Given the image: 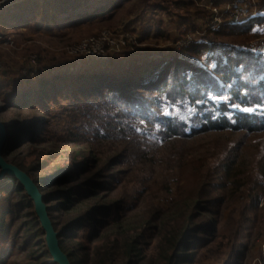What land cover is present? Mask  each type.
Returning <instances> with one entry per match:
<instances>
[{
  "label": "rangeland",
  "instance_id": "obj_1",
  "mask_svg": "<svg viewBox=\"0 0 264 264\" xmlns=\"http://www.w3.org/2000/svg\"><path fill=\"white\" fill-rule=\"evenodd\" d=\"M27 1L0 0V121L7 129L2 146L4 160L18 168L35 169L34 177L42 178L64 172L70 153L74 155L69 167L87 161L75 180L62 190L94 174L96 181H102L107 177L106 168L116 165L107 177L110 188L104 195L102 190L97 192L107 198L90 202L89 207L99 201L105 208L112 205L109 217H117L120 228H109L103 239L120 232L142 236V264H163L172 253L169 241H178L187 226L207 222L215 235L202 233L193 241L195 264H225L237 246L246 247L242 264H264V132L197 128L189 138L163 140L161 123L127 122L121 113L102 112L94 105L77 108L74 94L63 88L53 97L54 102L47 99L50 106L45 119L39 108L17 107L23 88L57 74L73 75L108 65L125 70L173 55L198 62L210 56L214 67L212 53L220 51H212L214 47L237 48L245 56H264V0H83L76 13H89L117 1L122 6L94 20L68 22L62 17L46 25L28 10L32 3ZM253 19L257 23L246 32H224L228 23L248 24ZM105 36L113 44L111 48L106 43L104 58L73 52L83 40ZM205 44L213 48L208 54L196 53L200 52L196 49L189 52ZM30 93H23L25 101L35 98ZM260 109L264 110V105L246 111ZM157 111L189 122L191 127L198 124L192 119L198 108L184 100H166ZM41 119L46 122L41 121L39 127ZM33 122V127L26 129ZM21 130L26 137L17 136ZM35 132L40 133L33 136ZM138 134L140 143L130 141ZM45 139L50 142L41 144ZM62 143L71 147L62 149L63 157L40 172V162L46 158L41 149ZM100 159L103 162L97 166ZM226 165L230 169L224 175L221 169ZM19 185L12 175L0 179V264H35L28 258L31 246L41 244V249L33 248L40 253L47 247L34 203L24 197L26 191L23 188L21 192ZM47 189L40 187L43 193ZM254 196L258 199L256 207L250 206ZM17 205L18 209L11 212ZM246 219L255 221L254 226H243ZM240 225L245 236L236 234ZM90 231L83 228L75 241L84 242L85 233ZM235 261L234 257L231 263Z\"/></svg>",
  "mask_w": 264,
  "mask_h": 264
},
{
  "label": "trees",
  "instance_id": "obj_2",
  "mask_svg": "<svg viewBox=\"0 0 264 264\" xmlns=\"http://www.w3.org/2000/svg\"><path fill=\"white\" fill-rule=\"evenodd\" d=\"M82 1L44 0L42 3H37L29 0L27 2L28 4L32 3V8L29 7L28 10H32L31 13H34L36 20H41L43 25L49 23L50 20L53 21L62 17L67 18L66 21L68 22L94 20L105 15L109 16L115 9L122 6L121 1H117L110 6L106 4L101 8H94L89 13H76L82 8ZM68 13L73 16H68ZM29 22L30 20L26 24ZM256 23L257 20L255 19L248 24L228 23L225 26L227 30L224 32L239 30L243 33ZM198 47L190 48L189 52L194 53L196 49L200 51L196 53L208 54L213 49L207 44L198 45ZM214 49L212 51L218 52L220 50L219 53H212L215 56L214 67H211L213 58L210 56L206 61L198 62L188 59L182 60L173 55L162 61L138 63L125 70L121 68L114 69V67L108 65L102 68L94 67L90 72H80L73 75L70 73L57 74V77L53 76L51 79L40 78L36 84L31 83L29 87L23 88L24 91L18 98L21 102L17 107L26 110L39 108V114L43 113L42 119H45V114L50 106L47 105V99L54 102L53 97L59 95L58 92L63 88V90L70 91V94H74L75 98L73 100L78 101L77 108L83 105H94L102 112L107 109L106 113H109L110 110L111 113H121V117L128 118L127 122L161 123L164 130L161 133V139L163 140H169L172 137L189 138L191 137L190 134L196 132L194 130L197 128L219 132L246 131L250 134L264 132V110L246 111L264 105V56L255 54L245 56L243 55L244 51L232 47H214ZM170 65L171 68H169ZM24 92L25 94L30 93V96L35 98L25 101L26 98L23 99ZM32 92L34 93L32 94ZM166 100L173 102L184 100L194 108H198L197 113L192 116V119L198 124L191 127L189 122H183L176 116H165L158 113L157 110ZM42 119L38 121L39 127L42 126L41 121H45ZM33 121L36 122V120ZM35 122L26 129L32 128ZM129 125L125 123V126ZM124 131L127 132L125 129ZM39 133L35 132L33 136ZM139 135L130 141L140 143ZM17 136L24 137L25 135L21 130L17 133ZM49 142L50 140L45 139L41 144ZM70 147L69 144L62 143L60 146H54L51 149H41V155L46 158L40 162L42 165L40 172L44 168L51 167L63 157L62 149L66 150ZM73 155L71 153L68 155L67 167L63 168L64 172L50 178L34 177L33 172H37L35 169L30 170L19 167L33 179L39 190L40 187L48 188L46 193L40 191L43 193L44 201L48 206V213L54 228L59 234L58 239L61 249L66 253L72 264H142L143 252L140 249L141 240L139 239L142 236L120 232L115 234L114 237L110 236L103 239L102 235L109 228H120L119 221L117 217H109L112 212V205L105 208L99 201L89 207L90 202L107 198H103V192L110 188L107 177L111 176L109 173L116 165H113L110 169L109 167L106 168L108 170L107 177L102 181H96L97 177L95 178L94 174L80 182L79 185L62 190L60 188L75 180L87 163L85 161L69 167ZM102 162V159L98 160L97 166ZM184 164H186L185 160ZM229 169L228 165L223 166L221 172L226 175ZM262 175L264 176V167ZM19 186V190L24 192L23 187ZM51 188L57 189L50 191ZM99 190H102L103 195L97 193ZM25 194L24 197L29 198ZM257 200V196H254L250 206L256 207ZM22 202L24 201H21L19 205ZM31 202L33 203L32 200ZM82 204L85 205L82 206ZM19 205L14 207L11 212L16 211ZM248 224L253 227L255 221L246 219L243 226ZM243 226L238 227L237 236H245L246 232ZM83 228L91 230L85 233V243L75 241L77 238L75 236ZM38 229L33 230V234ZM40 229L43 231L42 227ZM43 233L45 234L44 231ZM202 233L215 235L208 222L204 225L191 224L187 226L178 241H174L175 239L169 241L172 246V253L168 259H165L163 264H195L193 241ZM100 240H102V243H100ZM29 241V239L26 240V244ZM34 247L41 249V244L32 245V251L28 253V258L36 262L35 264H57L53 262L46 246H44V251L41 253L36 252V249H33ZM244 250H246V247H233L225 264H232L231 260L234 257L236 258L235 264H242Z\"/></svg>",
  "mask_w": 264,
  "mask_h": 264
},
{
  "label": "water",
  "instance_id": "obj_3",
  "mask_svg": "<svg viewBox=\"0 0 264 264\" xmlns=\"http://www.w3.org/2000/svg\"><path fill=\"white\" fill-rule=\"evenodd\" d=\"M11 1L13 2V0ZM6 132V126L0 121V179L5 175H12L19 181V184L25 189L27 195L34 203L35 212L39 219L40 225L45 232L46 244L53 262L57 264H72L66 253L59 245V234L54 228L53 222L48 213V206L45 203L43 195L38 189L37 185L26 172L22 171L17 166L7 163L3 158L2 146Z\"/></svg>",
  "mask_w": 264,
  "mask_h": 264
},
{
  "label": "built area",
  "instance_id": "obj_4",
  "mask_svg": "<svg viewBox=\"0 0 264 264\" xmlns=\"http://www.w3.org/2000/svg\"><path fill=\"white\" fill-rule=\"evenodd\" d=\"M215 12H217V9H214ZM108 42V45L112 48L111 44H113L112 41H110V37L105 36L101 39L96 38H89L86 40H83L80 42L75 48V53H88L90 56H99V58H104L107 53V49L105 48L106 43ZM114 48V46H113ZM3 68V64L0 61V72Z\"/></svg>",
  "mask_w": 264,
  "mask_h": 264
}]
</instances>
